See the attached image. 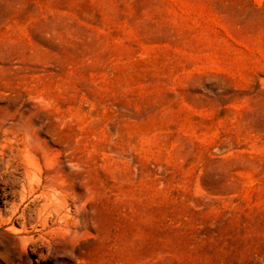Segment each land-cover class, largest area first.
I'll return each mask as SVG.
<instances>
[{
  "label": "rangeland",
  "instance_id": "374dc122",
  "mask_svg": "<svg viewBox=\"0 0 264 264\" xmlns=\"http://www.w3.org/2000/svg\"><path fill=\"white\" fill-rule=\"evenodd\" d=\"M4 116L85 217L11 218L0 154V264H264V0H0Z\"/></svg>",
  "mask_w": 264,
  "mask_h": 264
},
{
  "label": "bare ground",
  "instance_id": "6f19581e",
  "mask_svg": "<svg viewBox=\"0 0 264 264\" xmlns=\"http://www.w3.org/2000/svg\"><path fill=\"white\" fill-rule=\"evenodd\" d=\"M4 117L0 123L1 129L6 127L10 119L6 117L4 119ZM17 121L23 123L25 127L27 126L22 118ZM28 134L26 141L21 147L17 148V152L13 151L14 149L8 152L9 154L3 150L0 152L3 160L7 157L5 159L6 170L14 171V173L19 175L18 184L14 190L18 199L12 201L11 218L20 212L22 204L28 199H40L38 221L42 229H49L50 235L58 234L62 229L58 224H52L51 220L68 218L70 210H67V208L71 205H73L76 212L75 218L81 220L85 217L83 204L80 203V195L68 185V176L71 173L69 166L61 161L59 154L56 157L51 156V152L53 151L51 143L41 139L34 133ZM21 216L23 217L24 214ZM19 239L21 243L27 244L31 240L28 237Z\"/></svg>",
  "mask_w": 264,
  "mask_h": 264
}]
</instances>
